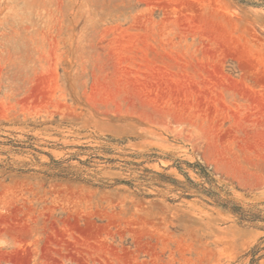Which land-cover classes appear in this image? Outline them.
Instances as JSON below:
<instances>
[{
	"label": "rangeland",
	"instance_id": "374dc122",
	"mask_svg": "<svg viewBox=\"0 0 264 264\" xmlns=\"http://www.w3.org/2000/svg\"><path fill=\"white\" fill-rule=\"evenodd\" d=\"M0 264H264V0H0Z\"/></svg>",
	"mask_w": 264,
	"mask_h": 264
},
{
	"label": "trees",
	"instance_id": "16d2710c",
	"mask_svg": "<svg viewBox=\"0 0 264 264\" xmlns=\"http://www.w3.org/2000/svg\"><path fill=\"white\" fill-rule=\"evenodd\" d=\"M207 177V175H205V178ZM257 248H258V244L255 245L253 248H252V255H255V253L257 252Z\"/></svg>",
	"mask_w": 264,
	"mask_h": 264
}]
</instances>
